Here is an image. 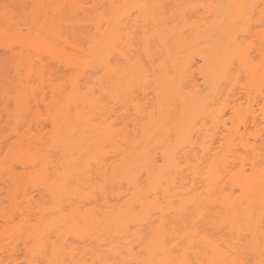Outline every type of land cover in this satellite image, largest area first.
Here are the masks:
<instances>
[{"label":"bare ground","instance_id":"1","mask_svg":"<svg viewBox=\"0 0 264 264\" xmlns=\"http://www.w3.org/2000/svg\"><path fill=\"white\" fill-rule=\"evenodd\" d=\"M29 1L0 0V196L31 208L0 198V264H264V0Z\"/></svg>","mask_w":264,"mask_h":264},{"label":"rangeland","instance_id":"2","mask_svg":"<svg viewBox=\"0 0 264 264\" xmlns=\"http://www.w3.org/2000/svg\"><path fill=\"white\" fill-rule=\"evenodd\" d=\"M30 1H31V0H30ZM30 1H29V2H30ZM92 1H93V0H92ZM92 1H89V0H88V2H92ZM171 1L173 2V0H171ZM171 1H170V2H171ZM175 1H176V0H175ZM196 1H198V0H196ZM204 1H205V0H204ZM29 2H28V5H29ZM88 2H86V4H87ZM201 2H202V4L204 3L202 0H201ZM30 3H31V2H30ZM84 3H85V2H84ZM165 3H169V1L167 0V1H165ZM172 4H173V3H172ZM172 4H170V5H172ZM90 5H91V4H90ZM90 5L88 4V7H89ZM165 5H167V4H165ZM174 5H175V3H174ZM203 5H204V4H203ZM84 6L86 7V5H84ZM172 6H173V5H172ZM101 7H102V6H101ZM101 7H100V8H101ZM164 7L166 8V6H164ZM168 7H169V4H168ZM199 7H200V6H199ZM199 7H197V8H199ZM170 8H171V7H170ZM86 9H87V7H86ZM90 9H91V8H90ZM98 9H99V8H98ZM101 9H103V8H101ZM171 9H172V8H171ZM199 9H200V8H199ZM87 10H88V9H87ZM166 10H169V9L167 8ZM193 10H194V9H193ZM186 11H187V10H186ZM131 12H132V11H131ZM167 12H169V11H167ZM195 12H196V9H195ZM205 12H206L205 10H201V12H199V14L203 13L204 15H202V14L199 15V14H198V18H199L200 16H201V17H202V16L205 17V15H206ZM132 13H133L132 15L135 14V17H136V14H138L135 10H133ZM186 13H188V12H186ZM186 13H185V15H186ZM191 13H192V16L190 15ZM190 14H189V15H190L189 18H192L193 16H194L195 18H197V15H196V16L193 15V14H194L193 12H190ZM185 15H184L183 18H185ZM187 15H188V14H187ZM187 15H186V16H187ZM135 17H134V18H135ZM181 17H182V16H181ZM194 17H193V21H195V20H194ZM206 17H207V15H206ZM253 17H256V15H254ZM186 18H187V17H186ZM186 18H185V19H186ZM131 19H132V16H131L130 20H131ZM181 19H182V18H181ZM206 19H207V18H206ZM137 20H138V19H137ZM202 20H203V19L201 18V20H199V21H201V23H203ZM254 20H256V19H254ZM131 21H133V20H131ZM135 21H136V20H134V23H135ZM139 21H141V19H139ZM142 21H143V20H142ZM179 21H182V20L179 19ZM196 21H197V20H196ZM203 21L205 22V20H203ZM177 22H178V21H177ZM184 22H187V23L190 24V25L193 24V23H195V22H192V20H188V18H187V20H184ZM251 22L253 23V21H251ZM132 23H133V22H131V23L129 22L128 24L130 25V24H132ZM144 23H146V22L144 21ZM201 23L198 22V25H202ZM252 23H251V24H252ZM135 24H136V23H135ZM135 24H134V25H135ZM178 24H179V23H178ZM180 24H181V23H180ZM180 24H179V25H180ZM254 24H255V23H254ZM134 25L132 24L131 26H134ZM141 25H142V23L140 24V27L143 26V25H142V26H141ZM147 25H149V24H148V21H147ZM147 25H145V27H146ZM196 25H197V24H196ZM252 25H253V24H252ZM136 26L138 27V26H139V23H138V25H136ZM186 26L189 27L188 25H186ZM257 26H258V25L255 24V26H253V27L255 28V27H257ZM143 27H144V26H143ZM149 27H150V25H149ZM149 27L147 26V28H149ZM187 27H186V28H187ZM253 27L251 26L252 29H253ZM258 27H259V26H258ZM258 27H257V28H258ZM132 28H133V27H132ZM135 29H136V28H135ZM135 29L132 30V32H134ZM140 29H141V28H140ZM187 29H188V28H187ZM138 30H139V28H138ZM138 30H137V31H138ZM139 31H140V30H139ZM251 31H252V30H251ZM135 32H136V31H135ZM136 33H138V32H136ZM139 33H141V32H139ZM253 33H254V32H253ZM253 33H252V34H253ZM252 34H251V35H252ZM137 35H138V34H137ZM253 35H254V34H253ZM254 36H255V35H254ZM254 36H252V37H254ZM253 39H254V38H253ZM251 50L255 51V49H254L253 47L251 48ZM5 52L7 53V48L1 46V47H0V54H1V55H2V54L5 55ZM251 53H254V52H251ZM2 56H3V55H2ZM45 58H46V57H45ZM48 58H49V57H48ZM194 58L196 59V56L192 58V63H191V64L194 66V67H193V66H192V67L196 69V68H197V67H196L197 64H194V63H196V62L199 61V60H198V59L195 60ZM50 59H51V57H50ZM50 59H48L49 62L47 61L48 64H49L50 62H52V63H53V62H54V63L56 62V64H57L58 61H56V60H50ZM194 60H195L196 62H195ZM62 62H63V61H62ZM50 64H51V63H50ZM50 64H49V65H50ZM63 64H64V63H63ZM199 64H200V62H199ZM58 66H61V67H58V68H59V71L63 70V69L66 67V66L64 67V65L62 66L61 63H60ZM52 67H53V66H52ZM56 67H57V65H56ZM56 67H55V69H54V68H53V69L56 70ZM58 68H57V70H58ZM66 70H67V69H66ZM192 70H193V69H192ZM64 71H65V69H64ZM194 71H195V70H193V72H194ZM197 71H198V70H196V72H197ZM55 72H56V71H55ZM66 72H67V71H66ZM196 72H195V73H196ZM59 73H61V72H59ZM59 73H58V76H59ZM64 73H65V72H63V74H64ZM63 74H62V75H63ZM60 75H61V74H60ZM193 75H196V74H192V76H193ZM55 76H56L57 80L55 81L56 84H55L54 81H53V83H54L53 86H54V87H58V85H59L60 83L63 84V81L61 82V79L58 78L57 74H56ZM196 76H197V75H196ZM59 77L61 78V76H59ZM200 78H201V76H200V77H199V76L196 77L197 80L200 79ZM48 79H49V78H48ZM50 79H51V78H50ZM50 79H49V81H50V83H52V82H51L52 79H51V80H50ZM34 80H36V79H34ZM45 80H46V78H45ZM62 80H65V79H62ZM200 80H201V79H200ZM200 80H198V83H201ZM37 81H38V80H37ZM37 81H36V82H37ZM44 82H45V81H44ZM195 82H196V81H195ZM38 83H41V82H38ZM45 83H46V84H44V83H43V80H42V83H41V84H44V87H43V89H42L43 91L39 90V92H38L36 95H33V96L35 97V98H34L35 101L33 102V101L30 99V100L32 101V102L30 101V102H31V107H32V108H30V109L32 110V114H31V115H27V111L25 112V114L27 115L26 117L23 116L24 113L22 114V119L25 117V119H27V121L29 120V122L32 123V124H35V123H37V121H38V122H42V123H44V124L47 125V124H48V122H47V120H48V119H47V118H48L47 109L50 107L49 105L52 104V103L55 101V100L52 98L53 95H54V97H56V99H60V98H61L60 96H56V95H57L56 92L60 89L59 87H58V89L55 88V89L57 90V91L55 92V91H54L55 89H54V90H51V87H52V89H53V86H51L52 84L50 85L49 82H48V83L45 82ZM196 83H197V82H196ZM64 84L67 85V83H65V82H64ZM60 85H61V84H60ZM65 85H64V86H65ZM199 85H200V84H199ZM61 87H62V89L64 90L67 86H66V87L61 86ZM237 87H238V85H237ZM238 88H239V87H238ZM233 89H234V90L237 89V88H236V84L234 85ZM40 91H41V92H40ZM59 92H62V91H58V93H59ZM63 92H64V91H63ZM34 94H35V93H34ZM62 94H63V93H62ZM59 95H61V94H59ZM2 97L4 98V96H2ZM2 97H1V95H0V99H1ZM6 98H7V97H6ZM6 98H4V99H6ZM51 99H52V100H51ZM131 99H132V98H131ZM134 99H135V98H134ZM140 99H141V98H140ZM143 99H144V98H143ZM6 100H7V99H6ZM9 100H11V98H10ZM53 100H54V101H53ZM135 100H136V99H135ZM2 101H4V100H2ZM11 101H12V100H11ZM131 101H133V99H132ZM131 101H130V102H131ZM6 102H7V101H6ZM8 102L10 103V101H8ZM51 102H52V103H51ZM119 102H120V101H119ZM125 102H126V101H125ZM125 102H124V103H125ZM127 102H129V100H128ZM133 102H135V101H133ZM133 102H132V103H133ZM138 102H140V101L138 100ZM138 102H137V103H138ZM1 103H2V104H1ZM1 103H0V118H1V121H0V122H2V121L5 122V121H6V118H9V117L11 116V114H8V112H10V111H8V112L6 111L7 109H9V107L7 108V106H8L9 103H5V102H1ZM12 103H13V101H12ZM112 103H113V102H112ZM114 103H115V102H114ZM129 104H130V103H129ZM9 105H10V104H9ZM11 105H12V104H11ZM11 105H10V108H11L12 111H13V107H14V106H11ZM115 105L121 106V105H123V103H121V104H115ZM124 105H126V104H124ZM127 105H128V104H127ZM51 106H52V105H51ZM128 106H129V105H128ZM132 106L134 107V105H132ZM132 106H131V107H132ZM116 107H117V106H116ZM121 107H122V106H121ZM124 107H126V106H124ZM129 107H130V106H129ZM6 108H7V109H6ZM118 108H119V107H118ZM118 108H117V109H118ZM30 109H29V110H30ZM117 109H116V110H117ZM119 109H120V108H119ZM122 109H123V107H122ZM125 109H126V108H125ZM128 109H129V108H128ZM132 109H133V108H132ZM132 109H131V110H132ZM129 110H130V109H129ZM131 110H130V112L133 113L134 111L132 112ZM134 110H135V109H134ZM123 111H124V109H123ZM123 111H121V112H123ZM228 111H229V109H228L227 111H224V113H225V112H228ZM28 112H29V111H28ZM118 112H119V110H118ZM29 113H30V112H29ZM124 113H126V112H124ZM124 113H123V114H124ZM224 113H223V114H224ZM25 114H24V115H25ZM119 114H120V113H119ZM128 114H129V112H128ZM128 114H127V115H128ZM228 114H229V112H228ZM228 114H226L225 116H227ZM124 115H125V114H124ZM127 115H125V116H127ZM131 115H132V114H131ZM134 115H135V114H134ZM229 115H230V114H229ZM229 115H228L226 118H228ZM125 116H124V117H125ZM124 117H123V118H124ZM132 117H134V116H132ZM119 118H120V117H119ZM125 118H127V117H125ZM128 118H129V117H128ZM134 118H135V117H134ZM2 119H4V120H2ZM10 119H11V118H10ZM10 119L7 121V123H8V122H9V123H12L13 118H12V120H10ZM224 119H225V118H224ZM228 119H229V118H228ZM23 120H24V119H23ZM44 120H45V121H44ZM118 120H119V123H120L121 118L118 119ZM118 120H117V121H118ZM131 120H132V119H131ZM226 120H227V119H226ZM128 121H129V120H128ZM126 122H127V121H126ZM226 122H228V120H227ZM127 123H129V122H127ZM5 124H6V123H5ZM130 124H131V122H130ZM0 126H1V125H0ZM4 126H5V125H4ZM4 126H3V124H2V127H4ZM7 126H8V125H7ZM129 126H130V125H129ZM2 127H1V128H2ZM130 127H132V126H130ZM4 128H5V127H4ZM46 129H47V128H46ZM4 130H5V129H4ZM219 134H220V133H219ZM219 134H218V135H219ZM215 136L217 137V135H215ZM216 137H214L215 140H216ZM219 137H220V136H219ZM219 137H217V140H218ZM214 139H213V141H214V142H217V141H215ZM213 141H212V145L214 144ZM218 143H219V140H218ZM218 143H217V144H218ZM217 144H216V145H217ZM214 146H215V145H214ZM239 148H240V147H239ZM237 149H238V147H237ZM240 150H241V149H240ZM92 164H93V163H92ZM13 165H14L15 167H13ZM20 166H21V165H20ZM20 166H19V164H16V163H15V164H14V163H13V164L10 163V167L14 169V170H13V169H11V170H13L14 172H17V171H15V168H16L17 170H19V171L22 172L23 170H21L22 167H20ZM90 166H91V165H90ZM94 166H95V165H94ZM95 167H96V166H95ZM92 168H93V166H91V170L93 171ZM19 171H18L17 173H19ZM92 171H91V172H92ZM94 171H95V168H94ZM21 172H20V173H21ZM92 173H94V172H92ZM94 175H95V174H94ZM8 178H9V177H8ZM93 178H94V177H93ZM94 179H96V178H94ZM8 180H9V179H8ZM8 180L6 181L5 177L0 176V193H2V195H3V192H5V191H4V189H5L4 187L6 186V182L8 183ZM9 181H10V180H9ZM10 183H11V181H10ZM10 183H9V184H10ZM26 184H27V183H24V184H22V185H26ZM29 184H30V182H29ZM34 184H36V183H34ZM11 186H12V185H11ZM26 186H27V185H26ZM30 186H31V184H30ZM107 186H108V184H107ZM11 188H12V187H11ZM23 188H24L25 191L22 190ZM26 188H27V187H26ZM26 188L23 186V187L21 188V190H22L26 195H28V197H35L36 199H38V197H37L38 194H41V193H42L41 190L38 189V188H39V185H38V188H37L36 186H33V185H32L31 188L29 189L31 195H33V196L30 195L29 191L27 190L28 188H27V189H26ZM6 189H7V188H6ZM40 192H41V193H40ZM97 192H98V191H97ZM8 193H10V195H11V191H9ZM98 194H99V193H98ZM98 194H95V195H98ZM5 195H6V193H5ZM8 195H9V194H8ZM19 195H20V193H19ZM21 195H22V194H21ZM41 195H42V194H41ZM39 196H40V195H39ZM98 196H100V195H98ZM20 197H21V196H20ZM92 197H93V196H92ZM94 197H97V196H94ZM0 198L3 199V197H1V196H0ZM39 198H40V197H39ZM2 199H1L0 201H2ZM5 199H7V197H5ZM5 199H3V201H6ZM22 199H23V198L21 197V201H22ZM90 199H92V198H90ZM90 199H89V200H90ZM96 199H97V198H96ZM99 199L101 200V198H99ZM17 200H18V201H17V204H15V205H18V207L20 208V209H19V208H16V209L22 210V211H20V213H22V212L25 211L26 209H27L26 211L29 210L30 207H28V206L26 205V208H25V206H24V204H23V203H25L26 201H24V202L22 203L23 206H24V208H25V209H23V207L21 208V205H22V204L20 203V206H19V204H18V203H19V200H20L19 196H18V199H17ZM23 200H24V199H23ZM94 200H95V199H94ZM94 200L92 199V201H90V202L93 203ZM21 201H20V202H21ZM86 201H87V200H86ZM90 202H88V203H90ZM99 202H100V201H99ZM3 203H4V202H3ZM7 203L9 204V202L6 201V206L9 208V205H7ZM12 203H13V202H10V206H11V208H9L8 210L11 209L10 212H12V213L15 212L16 214H18L19 210H18V212H16L15 207H13V206H14V203H13V204H12ZM83 203H84V202H83ZM83 203H82V204H83ZM0 204H1V203H0ZM85 204H86V203H85ZM12 205H13V206H12ZM80 205H81V204H80ZM87 205H88V204H87ZM91 205H93V204H89V206H91ZM6 206H5V207H6ZM81 206H83V205H81ZM7 207H6V208H7ZM27 207H28V208H27ZM85 207H86V206L84 205V208H85ZM87 207H88V206H87ZM30 209H31V208H30ZM23 213H24V212H23ZM25 213H27V212H25ZM14 216H16V215H14ZM16 217H17V216H16ZM0 223H1V222H0ZM2 225H3V224H2ZM68 237H69V236H68ZM68 239H69V241H72V242H70V243L76 244L77 246H78V245L80 246V244H81V246H82V244H84L83 242H87L86 240H84V241L82 240V241H83V242H82V241H80L79 239H77V238H75V237L73 238V237H71V236H70ZM18 241H20V240H18ZM17 244H18V242H17ZM19 244L22 245L21 242H19ZM73 244H72V245H73ZM77 246H75V247H77ZM21 247H22V246H20V248H21Z\"/></svg>","mask_w":264,"mask_h":264}]
</instances>
